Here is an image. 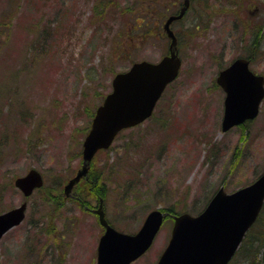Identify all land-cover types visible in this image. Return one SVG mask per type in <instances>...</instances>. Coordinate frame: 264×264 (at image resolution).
Returning <instances> with one entry per match:
<instances>
[{"label": "rangeland", "instance_id": "obj_1", "mask_svg": "<svg viewBox=\"0 0 264 264\" xmlns=\"http://www.w3.org/2000/svg\"><path fill=\"white\" fill-rule=\"evenodd\" d=\"M183 4L0 0V214L28 204L24 222L0 241V264H97L104 227L90 208L100 199L108 223L129 234L150 212L169 213L151 249L133 263L156 264L174 217L196 216L220 188L230 194L262 175L264 101L257 118L223 131L226 92L217 79L247 57L264 76V0H191L171 26L179 76L153 116L99 151L87 177L65 194L115 75L169 54L165 23ZM31 169L44 186L24 197L14 182Z\"/></svg>", "mask_w": 264, "mask_h": 264}, {"label": "water", "instance_id": "obj_2", "mask_svg": "<svg viewBox=\"0 0 264 264\" xmlns=\"http://www.w3.org/2000/svg\"><path fill=\"white\" fill-rule=\"evenodd\" d=\"M189 6L190 0H185L180 14L169 17L165 23L171 40L168 55L158 63H134L128 71L114 77L112 92L97 108L83 143L82 168L65 186L66 195L88 174L100 150L109 149L122 130L151 117L167 86L178 77L182 61L171 24L182 19ZM217 82L226 92L223 131L258 116L264 99V77L251 71L249 60L236 59L219 74ZM14 184L24 197H29L43 186L44 180L39 171L31 169ZM263 206L264 173L236 192L229 194L220 188L201 214L183 213L174 217L171 240L157 264H229ZM26 210L27 202H24L0 215V240L24 221ZM94 212L105 229L98 244L97 264H131L140 258L150 249L169 214L154 210L136 234H126L108 223L103 200Z\"/></svg>", "mask_w": 264, "mask_h": 264}, {"label": "trees", "instance_id": "obj_3", "mask_svg": "<svg viewBox=\"0 0 264 264\" xmlns=\"http://www.w3.org/2000/svg\"><path fill=\"white\" fill-rule=\"evenodd\" d=\"M257 44L258 42L255 41V45ZM246 54H251L250 50H248V53H246L245 51L244 56H246ZM247 58L251 59V57ZM48 193L51 194L50 192ZM96 193V197H104V194L103 196L100 195V191H97ZM209 201L207 202V204L209 203ZM87 204L89 205L87 201H84V203H82L83 206H87ZM234 260V264L237 262V260H239L241 264H264V208L255 225L247 233Z\"/></svg>", "mask_w": 264, "mask_h": 264}, {"label": "flooded vegetation", "instance_id": "obj_4", "mask_svg": "<svg viewBox=\"0 0 264 264\" xmlns=\"http://www.w3.org/2000/svg\"><path fill=\"white\" fill-rule=\"evenodd\" d=\"M78 198V197H77ZM78 200H81L80 198H78ZM99 205H100V202H99ZM99 205H97V206H95V207H92V208H90L91 209V211H95V210H97V208H98V206ZM86 208V207H85ZM95 213V212H94ZM97 215V214H96ZM26 264H39V262L38 261H33V262H26Z\"/></svg>", "mask_w": 264, "mask_h": 264}]
</instances>
